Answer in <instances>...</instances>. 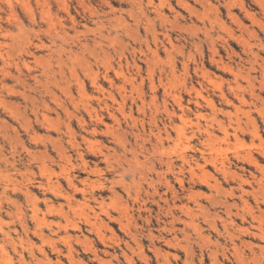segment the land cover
I'll list each match as a JSON object with an SVG mask.
<instances>
[{
    "label": "bare ground",
    "instance_id": "1",
    "mask_svg": "<svg viewBox=\"0 0 264 264\" xmlns=\"http://www.w3.org/2000/svg\"><path fill=\"white\" fill-rule=\"evenodd\" d=\"M158 1L155 4L149 0L150 10L140 7L136 15L130 14L134 28L117 16L112 25L114 38H109V33L107 37L98 33V39L93 38L91 44L87 41L79 44L78 52L71 56L79 69L72 67L65 73L61 66L55 69L47 64L38 76L30 74L32 85L25 84L29 88L27 91L33 94L26 95L27 100L24 99L32 116L26 120L30 146L39 142L42 148V180L37 185L44 193L40 199L44 209L37 206L39 199L26 188L23 194L31 203L28 220L32 222V227L28 226L27 216L22 213L18 221L25 233L23 235L32 232L48 245L57 258L56 264H61L58 258L62 255H66L68 261L73 260V242L82 245L100 264H119L116 255L106 249L109 247L107 242L120 250L126 264H136L127 256V250L133 255L135 253L141 264H149L150 258L143 251V237L148 239L157 264L176 263L178 249L186 255L185 264H193L194 244L199 248L201 245L209 248L210 264H224L218 257L219 253L221 260L231 262L227 251L225 253L227 247H223L228 244L233 260L244 264L240 256L242 247L252 255L255 252L253 244L244 242L242 237L264 240V164L260 160H264V148L260 147L258 154L244 148V151H237L231 157L220 149L221 143L237 138V131L258 136L256 125H247L252 123L250 111H244L242 107L254 108L264 119V59L261 57L264 54V17L260 20L252 14L244 0H221L231 23L240 30L237 36L227 33L228 41L224 42L228 56L226 62L219 55L212 36L215 27L226 28L216 7L208 0H177V6L188 13L191 22L193 17L202 24L204 39L211 51L210 63L218 72L231 77L224 89L221 82H216L215 74L204 67L193 70L217 89L220 107H230L234 111L225 112L217 107L214 99L204 96L201 90L189 87L188 56L183 44L179 47L174 42L181 44L184 34L191 31L194 25L188 24L187 28L185 23L186 28L183 27L178 21L182 18L179 11L167 0ZM252 1L264 16V0ZM6 4L8 8L12 6ZM196 6L201 10L198 11ZM165 9L173 13L170 19L165 15ZM246 21L251 26H247ZM156 24L160 31H157ZM141 28L144 37L139 34ZM173 33H176L174 39L171 36ZM121 36L131 42L123 43ZM230 42L241 46V54L230 48ZM235 61L237 63L233 66ZM59 63L63 64L62 61ZM22 64V69L27 68ZM14 65L17 73H21L16 62ZM0 72L4 76L5 73ZM256 74L259 76L256 77ZM12 77H15L14 74ZM160 89L162 95L158 101ZM191 92L195 96L194 104L200 106V100L209 110L208 114L196 111L195 120L187 116V100H184ZM190 134L203 136L202 143L207 152H200L203 164L189 154L193 150ZM11 140L14 141L13 137ZM25 151L29 159L34 158L35 153L31 149ZM14 161L13 157L6 163L14 164ZM107 175L110 177L107 178ZM217 176L226 184L230 181L233 186L223 189ZM199 186L206 188L208 193L195 190ZM1 187L3 190L8 188L7 185ZM250 198L254 206H251ZM228 199H236V202L229 204ZM210 209L221 210L223 215H211ZM154 222L156 229L153 228ZM201 223L205 225L207 234ZM112 224H117L119 231L133 243L135 249L115 234ZM176 225L182 228L177 229ZM82 226L88 234H94L105 249L97 250L89 237L82 234ZM45 230L57 239L48 237ZM61 230L63 234L59 235ZM75 231L81 235L72 236L71 232ZM145 231L146 235L143 234ZM1 233L22 264H54L42 248H38L40 258L35 255V244L31 239L27 238L21 252H18L11 232L3 230ZM178 234L181 240H178ZM211 234L216 236L214 241ZM156 242H162L168 251L156 246ZM256 248L263 255V248ZM3 258L9 262L6 251L1 247L0 264Z\"/></svg>",
    "mask_w": 264,
    "mask_h": 264
},
{
    "label": "rangeland",
    "instance_id": "2",
    "mask_svg": "<svg viewBox=\"0 0 264 264\" xmlns=\"http://www.w3.org/2000/svg\"><path fill=\"white\" fill-rule=\"evenodd\" d=\"M208 1L211 2L213 7H216L219 18L226 25V28L224 30L220 27L217 28L215 27L214 28L215 31H213L212 36L214 39L213 41H215V46L219 52V55L224 61L227 62L228 56L226 55L224 49L226 45L224 42L225 40L228 41L227 37L229 34H235L237 36L239 35L240 30L234 23L233 24L231 23L232 21L226 15V10H225L226 8L224 7L221 0L219 1L208 0ZM148 2L149 0H0V71L2 70L5 73L3 76L2 72H0V85H1L0 86V137L3 136V138L2 137L0 138V187L5 185H7L8 187L6 188V190H3L2 187L0 188V248L3 247L9 258V262L7 258H3L2 264H22L19 258L15 255L11 244L9 242L7 243V241L4 240V237L1 233V231L3 230L11 232V236L13 237V239L15 240V244L17 245L18 252H21V247L26 244V240L28 238L31 239V241L35 244L34 251L37 257L40 258L38 254V248H42L43 250H45L47 257L49 258V260H51L52 263L56 264L55 261L57 259L55 254L48 247V245L43 243L38 237L33 235L32 232L28 233L27 235L28 237L26 235H23L25 233H23V230L20 228V224L18 221L20 214L22 213L21 215L27 216L26 221L27 224L29 223L28 226L30 228L32 227V222L28 220L29 219L28 215L30 214V210H31V205H30L31 203L23 194L26 188L39 199L37 202V206L40 209H44L42 200H40L42 199L44 193L42 190H40V188L37 185V182L42 180L40 174L41 173L40 160L42 159L41 158L42 154L40 152L42 151V148L39 142H37L36 145L30 146V139L28 138L29 132L27 130V121H26L27 117L32 118L29 110L26 108L27 101L24 100V99L27 100V97H25L26 95L28 96L33 95L30 91L29 92L27 91V89L29 88L25 86V84H27L28 86L33 84L32 79H30V74L33 73L34 75L38 76L41 71V68L47 64H51L55 69L58 66H61L66 71L65 73L69 72V68L72 67L77 68L78 65L75 63L76 61L71 56L72 53L74 54V52H78V47L80 46L79 44H82L85 41H87V44H91L92 43L91 40L93 38L98 39L97 37L99 36V34H102L103 36L107 37L109 33L108 37L111 39L114 38L115 29L112 27V25L115 22L114 18H116L117 16L120 17L122 20H125V23L128 24L131 28H134L133 18L132 17L130 18V14L136 15L138 8L140 7L147 8L150 10ZM153 2L155 4H158L159 1L153 0ZM167 2H170L172 7L176 11H179V13L181 14L182 18L178 20L179 23H181L180 25L183 24V27H185V23H186L187 28L189 27V25L191 26L194 25L191 31H188V33L184 34V36L182 37L183 40L181 41V44L174 42V44L179 47H181V45L183 44L184 52L188 56L189 87H194L198 90H201L204 96H209L211 99H214L215 102L217 103V107H220V100L217 98L218 96L217 89L213 88V86L203 81L202 78L200 77V74H195L194 71L196 68L204 67L209 72L215 74L216 82L218 84H220L221 82V86L224 89H226V86L231 80V77L228 76L227 74L218 72L215 69V66L210 63L209 58L211 57V51L209 48V44L207 43L206 39H204L202 24H200V22L193 17H191L193 20V22H191L189 20L190 17L188 16V13L180 10L179 7L177 6V0H167ZM6 3L8 4L10 3L9 7L11 5L12 6L8 8V5ZM244 3L247 6V9H249V11L252 14H256L260 20H263L262 18L264 16L261 14L260 9L257 7V5H255V3L252 0H244ZM190 4L193 5L192 2H190ZM196 9L198 11L201 10V8L198 6H196ZM234 10L236 12H239L238 8H235ZM24 11L26 13H24ZM39 11L41 15L39 14ZM165 15L170 19L173 16V13L165 9ZM242 16H244L243 13ZM150 17L153 18L154 15L151 14ZM13 19H15V21ZM246 24L247 26H251L250 22L248 21H246ZM156 28L157 31H160L159 26L157 24H156ZM227 33L229 34L227 35ZM139 34L141 37H144V32L142 28L140 29ZM171 36L173 39L176 38V33H173V35L171 34ZM72 37H74L75 39L73 38L74 39L73 40ZM261 37L263 38V36ZM69 40L71 42H69ZM121 40L123 41V43L131 42L129 41V38L125 36H121ZM19 42H21V44ZM23 42H25V44ZM42 45L44 46V48H41L43 47ZM230 48L236 54H241L240 51L241 46L237 45L236 43L230 42ZM163 57L164 56L162 55V58ZM261 57L264 59V54H261ZM41 59L42 60L45 59V60L42 61ZM70 60L73 62H71ZM59 61H62L63 64L59 63ZM15 62L18 65L17 68H19V70L21 71V73L18 72L19 74L17 73L16 65H14ZM22 63H24L27 66V68L25 67V69H22V67H24ZM236 63L237 62L235 61L232 63V65L235 66ZM178 67L180 68V65H178ZM77 69H79V67ZM8 70L9 72L7 74L6 72ZM13 74L16 77V80L15 77H12ZM255 76L258 77L259 74H256ZM17 79L19 80V82H17L18 81ZM9 88L12 89L9 90ZM146 91L149 92L148 89ZM22 94L24 95V97L22 96ZM190 94L191 95H186L184 99L188 101V102L186 101L185 103V106L187 107L186 110L187 116L190 119L195 120V115L197 114L196 111H201L203 113L208 114L209 110L206 104L205 103L202 104L203 102L199 100V103L201 105L196 106L194 104L195 101L194 100L195 96H193L194 93L191 92ZM161 95H162V90L160 89L158 101L161 100ZM35 97L37 98V95ZM262 98L264 100V96ZM2 100H4V102H2ZM235 103L237 104L236 101ZM242 108L244 111H248V110L250 111V119L252 120V123L249 122V124L247 125L249 126L256 125L255 127L257 128L258 136L254 137L249 132L237 131L236 132L237 138L232 137L230 138L228 143L220 144V149H222V151H226L228 157H231L237 151H244L243 150L244 148L245 150H251L254 154L259 153L258 149L260 147L264 148L263 117L254 108L249 109L246 106ZM220 109H222L225 112L226 111L234 112L233 109L230 107L229 108L220 107ZM12 110L15 111L16 114H13L14 112ZM14 116L16 117V119L14 118ZM241 118L243 119L244 122H247L244 116H241ZM222 119L224 120V117ZM4 123L6 125H9V127L4 125ZM3 129H5V131ZM230 132L233 133L232 130H230ZM39 133L41 134V132ZM13 135L15 137L17 136L18 138H15ZM12 137L14 141L11 140ZM189 137H190L191 146L193 147V150L190 151L189 154L192 156V158L198 160L200 164H203L200 158L202 157L200 152L203 151L207 153L205 150L206 147L204 148L202 143L203 136L202 135L200 136L198 134L192 136L190 134ZM241 146H243L242 149L239 148ZM26 149H31V151L35 153L34 158L31 159L28 158V155L25 151ZM13 157L16 160L14 161V164L6 163V161H11ZM3 160L4 162H2ZM37 160L39 161L37 162ZM260 160L261 163L264 164V160L262 159ZM32 161H34V163H32ZM11 165H14V167H12ZM206 169L212 171L211 167L209 166H206ZM247 169L252 170V168H247ZM106 177L109 178L110 176L107 175ZM218 178L222 182L223 189H228L229 186H233L230 181L226 184L222 181V178L220 176ZM32 181H34L35 183ZM62 184L64 187H66L64 182ZM195 190L208 193L207 189L202 186L196 187ZM77 198H80V196L77 195ZM228 202L229 204H233L234 202H236V199H228ZM203 204L206 205L204 201ZM250 204L251 206H254V203L252 202V198H250ZM209 211L211 215L213 214L223 215L221 210L210 209ZM71 217L73 216L71 215ZM100 218H103V216ZM217 223L219 224V222ZM238 223L239 222L237 221L236 224ZM140 224L141 222L139 221V225ZM153 226L154 229L157 228L155 222ZM201 226L203 227L204 233L207 234L208 231L206 230L205 225L201 223ZM245 226H247V224H245ZM111 227L117 236H119L121 239L127 240L131 245V247L135 249L133 243L128 238L126 239V237L122 234V232L119 231L117 224H112ZM176 228L181 229L182 226L176 225ZM81 231L83 232L82 234H85L89 237L91 243L97 248V250L105 249L104 248L105 246H103L102 243H100V241L97 239V237L94 234L90 235L86 232L85 227L82 226ZM15 232L17 233L15 234ZM45 234L49 235L48 237L57 239L55 236H52L48 230H45ZM62 234L63 231L62 230L59 231V235ZM143 234L146 235L147 234L146 231L143 232ZM154 234H156V232H154ZM71 235L80 236L81 234L75 231V232H71ZM210 237L211 240L214 241L216 236L214 234H211ZM181 239H182L181 235L178 234V240ZM242 240L244 242L253 244L254 246L253 250L255 252V255H252L251 253H249L247 248L242 247L243 253H241L240 256L244 264H264V260H263L264 253L263 255H261L260 251H258V248H256L257 246L262 247L264 252V240L262 242L259 241V239H253V238L251 239V237H242ZM220 242L223 243L224 245L223 240L220 239ZM235 242L238 244L237 241ZM107 243L109 247H106V249L110 253L116 255L119 264H126L123 256H121L120 250H118L117 247L112 246L111 243L109 242ZM142 243H143L144 253L150 258L149 264H157L150 250L149 241L146 237H143ZM182 243L185 244V242ZM155 244L156 246L161 247L162 249L168 251V249L164 246L162 242H156ZM72 245H73V253L75 252L73 254L74 256L73 260L71 261L69 259L68 261V257L66 255H62L58 258L61 264H100L98 262H95L96 260H93V256L91 255V253L89 252L87 253V251L84 250L82 245L80 244L78 245L75 242H73ZM223 247L224 248L227 247L225 249V253L227 251L226 255L229 257V260H231V262L227 260H221L222 259L221 253H219L218 257L220 261L223 262L224 264H236V263L239 264L238 262L235 261V259L233 260V258L230 256L232 253L231 247L228 244ZM121 248H123V246H121ZM208 249L209 248L207 246L201 245V248H199L198 246H196V244H194L192 249L193 264H210L211 258L209 257ZM83 250L86 253H84ZM172 252L176 253L175 251ZM126 253L127 256L131 257L136 264H141L135 253L133 255L132 252L128 250L126 251ZM176 254L178 255L179 258L177 259L176 263L172 261V264H185L186 255L184 254V252L178 249ZM24 256L27 258L26 251H24ZM32 264H36V263H32Z\"/></svg>",
    "mask_w": 264,
    "mask_h": 264
}]
</instances>
